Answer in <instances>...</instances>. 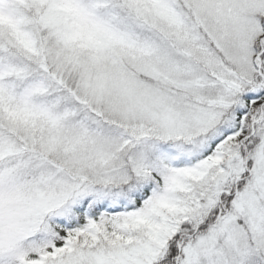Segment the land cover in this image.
<instances>
[{
    "label": "snow or ice",
    "instance_id": "6c2138e0",
    "mask_svg": "<svg viewBox=\"0 0 264 264\" xmlns=\"http://www.w3.org/2000/svg\"><path fill=\"white\" fill-rule=\"evenodd\" d=\"M0 264H264V0H0Z\"/></svg>",
    "mask_w": 264,
    "mask_h": 264
}]
</instances>
